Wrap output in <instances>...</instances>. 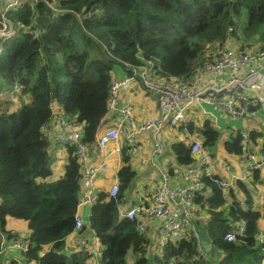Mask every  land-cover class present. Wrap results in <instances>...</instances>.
I'll list each match as a JSON object with an SVG mask.
<instances>
[{
  "label": "trees",
  "instance_id": "16d2710c",
  "mask_svg": "<svg viewBox=\"0 0 264 264\" xmlns=\"http://www.w3.org/2000/svg\"><path fill=\"white\" fill-rule=\"evenodd\" d=\"M58 6L60 12H54L44 1L33 5L22 0L7 15L21 35L4 45L0 88L7 91L19 83L32 101L20 112L11 111L10 105L0 112V232L6 233L7 242L19 239L5 230L7 217H13L27 222L31 233L27 249L19 250L9 263L0 235V264H92L95 258L90 244L69 249L66 243L75 230L84 173L77 145L65 146L63 175L45 181L53 172L49 153L57 132L54 101L62 105V113L82 124V142L96 155L116 64L139 66L150 61L156 78L186 79L225 44L240 42L237 47L243 49L264 46V0H60ZM242 11L247 22L239 37L235 28ZM98 48L107 58L92 56ZM48 124L49 134L44 131ZM172 129L181 135L171 145L178 164L193 165L195 157L183 127ZM190 130L207 149L221 134L209 119L198 127L190 125ZM249 135L254 151L264 154L263 132L253 130ZM224 148L241 155L242 135L227 139ZM132 159L124 148L117 197L110 198L102 190L80 231L81 236L88 231L91 236V231L92 238L100 241L99 264H128L130 252L136 256L132 264H151V253L155 264H262L264 243H259L257 235L264 199L258 200L257 187L264 184V169L237 181L236 190L227 194L215 181L203 179L205 189L195 197V223L212 244L204 258L193 232L179 243L162 247L159 241L153 242L154 236L141 232L136 221L120 217L119 206L137 176ZM169 172L174 175L172 169ZM242 222L245 232L235 241L226 240V234Z\"/></svg>",
  "mask_w": 264,
  "mask_h": 264
},
{
  "label": "built area",
  "instance_id": "2783aa9c",
  "mask_svg": "<svg viewBox=\"0 0 264 264\" xmlns=\"http://www.w3.org/2000/svg\"><path fill=\"white\" fill-rule=\"evenodd\" d=\"M31 4L44 1L54 12H60V0H28ZM22 0L14 2L0 9V56L4 52V45L8 40L21 35V29L16 27L8 18V13L19 6ZM123 67L127 74L114 78L109 99L107 117L111 122L97 138V147L107 149L115 144L112 153L121 158L117 163L122 166L123 149L127 148L132 156L139 155L142 135L153 137L151 157L140 159L142 165L158 166L154 160L156 156H163L166 152L161 137L166 129L183 127L184 137L190 145L192 156L195 157L193 165L180 166L175 160H166V167L158 166L157 178L153 189L148 196L140 194L137 201L127 206L129 199L119 206L121 218H127L138 223L141 232L156 236L162 247L168 243H179L187 239L193 232L198 241V252L208 257L202 245V235L195 223L197 192L205 189L204 178H209L220 186L224 194L236 190L237 181L247 180L253 172L264 169V154H258L248 147L249 135L241 132L243 137V153L240 155L246 164L243 175L231 172L230 180L219 178L214 174L215 163L212 154L201 138L190 130V125L197 127L198 119H209L219 131L223 130L219 119L236 120L246 117L252 111L262 109L264 113V46L254 49H243L225 44V47L214 58L204 59L199 69L190 78L160 80L156 78L155 64L146 61L142 65L132 66L128 63ZM134 82H139L146 92L155 99L158 115L148 121H141L131 105L121 104V93L128 90ZM24 86L17 83L6 91L8 99H14L23 91ZM219 114H216L214 110ZM58 130L53 137L60 145H77L80 160L84 165V173L80 182L81 198L78 203L76 225L73 232L72 247H82L90 244L86 236H81L85 220L80 210L89 208L96 203L99 193L98 178L101 173L110 169L108 162L100 164L89 162L90 149L82 142L83 126L76 117L64 113L54 112ZM140 121V122H139ZM51 126L45 125L44 131L49 132ZM238 136V135H237ZM124 140L123 145L120 144ZM175 155L174 151L172 150ZM176 157V155H175ZM118 169V170H119ZM173 170L174 175L170 174ZM230 170V167H228ZM179 171L180 180L174 181ZM87 182V185L84 184ZM134 184V182H133ZM133 188V185H132ZM120 189L118 173L115 182L107 191L110 198H116ZM246 226L242 222L237 230L226 234L225 239L235 241L238 235L245 232ZM259 243H264V228H260L257 235ZM9 247L5 244V248ZM10 247L25 250L28 243L17 239ZM4 252V248H3ZM12 259H9V263ZM96 259L92 264H96ZM26 264V263H23ZM264 264V259L262 260Z\"/></svg>",
  "mask_w": 264,
  "mask_h": 264
},
{
  "label": "crops",
  "instance_id": "0c3cea01",
  "mask_svg": "<svg viewBox=\"0 0 264 264\" xmlns=\"http://www.w3.org/2000/svg\"><path fill=\"white\" fill-rule=\"evenodd\" d=\"M12 2H14V0H0V8L4 7V6H6ZM126 74H127V71L121 66L120 71L115 73V75H116L115 78L125 76ZM143 89H144L143 86L139 82H134L128 90H125L121 93L120 102L123 105L129 104L132 107H134V111L137 114V116L139 117V119L141 121L145 122V121L150 120L153 117H156L158 115V111H157V103H156V105H154L151 102H148V98H146L145 94H142V92H141V90H143ZM140 92H141V95H138V93H140ZM6 94H7L6 92L3 94V95H5V97H3V98L7 97ZM146 94H148V93L146 92ZM263 94H264V91H263ZM138 99H140L144 103V105H142L140 102H135ZM6 100H8V99H5V101ZM9 101H10V107H8V108L11 111H14V110L18 109L19 107H22L23 105L30 103L32 101V96L30 93H20V95L18 94L17 97H15L14 99H10ZM11 103H12L13 107H12ZM54 112L62 113L63 111H61V109L59 107H54ZM216 114H219V113L217 112ZM106 117L103 120V125L99 131L98 137L111 124L109 119ZM220 120H223L225 123H227L224 119L221 118V116L219 119V123H220ZM198 121H199L198 126H200L202 124V122L204 121V119L199 118ZM57 125H58L57 121H56V119H54V125L53 126L56 127ZM55 130H58V127H56ZM253 130L261 131L259 129H251V130L247 131L246 133H248V135H249L250 131H253ZM50 131H51V128H50ZM50 131L48 132V134L50 133ZM237 135H239V133ZM180 137H181V135L176 130H173L170 128V129H166L163 132V135L160 139L163 142L164 148H166L167 144L170 145V147H171V145L174 142L178 141ZM230 137H232V136H227L226 139H229ZM141 138H142V140L140 143V153H139V155L133 156V159H132V164L137 171V176L134 180L132 190L130 192H128L129 199H128L127 204H126L127 206H130V204L137 201L136 199H138V196L140 194H144L145 196H148L151 193L153 186H154V182L157 178L158 166L161 168H165L167 166L165 163L166 160H173V161L175 160L176 164H178L177 158L173 154L172 148H171V151H170L171 153H169L166 149V152L163 156L154 157V160L158 166H151V165H145L144 166V165H142L140 163V159L145 158V157H149V158L151 157V149H153V143L154 142H153V137L151 135H145V136L142 135ZM52 142H53V145H52L51 152L53 153L55 148H57V143L54 140H52ZM123 143H124V140L121 139L120 144L123 145ZM247 144H248V147L250 148V150L254 151L255 146L253 145V142H252V139L250 138V135H249V141ZM114 146H115V144H110L107 149H104V150L98 149L96 155H94L93 152L91 153L92 150L90 149V154H91V158L89 160V162L91 163L90 165L100 164L104 161L108 162V164L110 165L109 171L106 173H101L99 178H98V186H99L100 191L104 190L103 181L108 179V174L112 170V166L108 161V157L110 154H114V153H112ZM109 151H110V153H108ZM258 154H261V153H258ZM101 156H105L103 161L100 160ZM117 156L119 158H118V160H116V169H115V172H113V180L111 181V185L108 187V189H106V191H108L110 189V187L114 184L116 173H118V171H119L117 163L119 162L121 157L119 155H117ZM224 166L229 173L221 174V176H223V177H226V175L230 176L231 172L235 173L238 176L243 175L246 171V164H245L244 159H242V158L240 160L234 161L233 163L226 162V163L222 164V167H224ZM228 167H230V170H228ZM138 168L140 170H143L145 172V174L142 176L139 175ZM179 180H180V176H179V171H178L177 174L174 176V181L178 182ZM85 183L87 184L86 181H85ZM257 192H259V196H260V198H258V200L260 201V203H262L263 202L262 200L264 199L263 198L264 197V184L258 185ZM79 213L82 214V216L84 217L85 223H86V221L90 217V209L86 208V209L80 210ZM21 226H22V223H21ZM260 226H261L260 227L261 229L264 228V218L261 220ZM12 232L19 236L17 231H12ZM0 235H1V241H2V246L4 248V252L9 254V257H8L9 259L15 258V256H16L15 254L19 250L10 247V245L13 244V242L16 240L14 238H11L9 240V242H7L6 233L0 232ZM90 235L91 236H89V231H88L86 233V235H83V236L87 237V239L91 245V248L93 250L95 249L94 250L95 258H96V261H98L97 264H99V260L101 257V251H102L101 243L99 240L92 238V236L94 237V235H93V233H91V231H90ZM69 238H70V240H69ZM72 241H73V235L69 236L66 240L67 246L69 245L68 246L69 249L70 248L72 249ZM158 241H159V239L156 236H154L153 242L159 243ZM5 244H8L9 247L5 248Z\"/></svg>",
  "mask_w": 264,
  "mask_h": 264
},
{
  "label": "rangeland",
  "instance_id": "374dc122",
  "mask_svg": "<svg viewBox=\"0 0 264 264\" xmlns=\"http://www.w3.org/2000/svg\"><path fill=\"white\" fill-rule=\"evenodd\" d=\"M246 22L247 21H246L245 11H242V15H241L240 19L237 20V26L235 28L239 37L243 36V28L246 26ZM250 44H254V42L252 41V42H250ZM237 45H240V42L234 43L235 47H237ZM211 47L214 48V45H212ZM98 49H99V51H98ZM98 49H95L91 53L92 56L97 57V58H101V59L107 58L104 56L103 51L100 48H98ZM204 56L206 57L208 55H204ZM120 69H121V66L116 64L114 67V73L119 72ZM5 92H6L5 88H2V89L0 88V96H2ZM141 92H142V94H145L146 98H148V102H151L152 104L156 105L155 100L149 94H146V91L144 89L141 90ZM141 92L138 93V95H141ZM22 93H24V92L22 91ZM5 99L6 98L0 99V112L3 110H6L7 107L10 105V102L7 104L5 102ZM135 102H140L142 105H144V103L140 99L136 100ZM11 105H12V103H11ZM53 106L59 107L61 110H63L62 105H60L57 101L53 102ZM12 107H13V105H12ZM22 107H19L18 109H16V111L20 112ZM212 110H214V109H212ZM214 112L217 113L216 110H214ZM227 123H225L223 120H220V124H221V127L223 129L220 131V133H221L220 138L214 145H212L208 149H209L210 153L212 154L213 159H214V163H215L214 174L216 176H219L220 178L230 180L231 176H228V175H226V177L221 176V174L229 173L226 170L225 166L222 167V164H224L226 162L233 163L234 161L240 160L241 157L239 155L229 154L225 151L224 142L227 140L226 139L227 136H236L240 132H247L251 129H259V130H261V132H263L262 140L264 141V113H263L262 109H258L257 111H252L250 114H248L244 118L237 119V120H229ZM52 145H53V142H52ZM52 145H51V149H52ZM166 149L169 153H171L170 152L171 151L170 145L167 144ZM108 153H110V151ZM49 154H50L49 155L50 165H51L53 172H52L51 176H49L48 178L45 179V181H48V182L57 180L63 175L66 160H67V154L65 152V147L63 145L57 144V148H55L54 152L52 153L50 150ZM104 158H105V156H101L100 160L103 161ZM118 158L119 157L116 154H110L108 157V161L112 166V170L108 174V179L103 181L104 190L108 189V187L111 185V181L113 180V172H115V169H116V160H118ZM138 171H139L138 172L139 175H141V176L145 174V172L143 170H140L139 168H138ZM84 184L87 185L85 183V181H84ZM21 223H22V226H21ZM5 230L6 231L7 230L8 231H17L19 234V239L22 240L24 244L28 243L27 241L30 237L31 232H30V229L28 227L27 222H25L23 220H18V219L13 218V217H7L6 223H5ZM154 255H155L154 253H151L150 257L148 258L149 262L151 264H155L154 263ZM135 257L136 256L132 252H130L128 255V264L134 263ZM97 263H98V261L96 262V264Z\"/></svg>",
  "mask_w": 264,
  "mask_h": 264
},
{
  "label": "water",
  "instance_id": "95a60500",
  "mask_svg": "<svg viewBox=\"0 0 264 264\" xmlns=\"http://www.w3.org/2000/svg\"><path fill=\"white\" fill-rule=\"evenodd\" d=\"M201 235H202V245L205 247V250L206 252H210L212 250V244L211 242L209 241L208 237L205 235V232L204 230L200 231ZM218 259V256L215 255L214 257V260H217Z\"/></svg>",
  "mask_w": 264,
  "mask_h": 264
},
{
  "label": "bare ground",
  "instance_id": "6f19581e",
  "mask_svg": "<svg viewBox=\"0 0 264 264\" xmlns=\"http://www.w3.org/2000/svg\"><path fill=\"white\" fill-rule=\"evenodd\" d=\"M184 129V128H183ZM120 214V213H119ZM148 234V233H147ZM69 240H70V238H69ZM73 242V241H72ZM69 246V245H68ZM76 248V247H75ZM71 249V248H70Z\"/></svg>",
  "mask_w": 264,
  "mask_h": 264
},
{
  "label": "clouds",
  "instance_id": "9594fccd",
  "mask_svg": "<svg viewBox=\"0 0 264 264\" xmlns=\"http://www.w3.org/2000/svg\"><path fill=\"white\" fill-rule=\"evenodd\" d=\"M22 93V92H21Z\"/></svg>",
  "mask_w": 264,
  "mask_h": 264
}]
</instances>
